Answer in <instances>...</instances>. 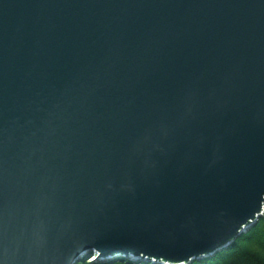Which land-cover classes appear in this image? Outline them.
Here are the masks:
<instances>
[{"label":"water","instance_id":"1","mask_svg":"<svg viewBox=\"0 0 264 264\" xmlns=\"http://www.w3.org/2000/svg\"><path fill=\"white\" fill-rule=\"evenodd\" d=\"M264 208V0H0V264H192Z\"/></svg>","mask_w":264,"mask_h":264},{"label":"trees","instance_id":"2","mask_svg":"<svg viewBox=\"0 0 264 264\" xmlns=\"http://www.w3.org/2000/svg\"><path fill=\"white\" fill-rule=\"evenodd\" d=\"M78 264H134L127 260L114 262L81 261ZM143 264V263H140ZM193 264H264V216L254 228L239 238L233 247L215 257Z\"/></svg>","mask_w":264,"mask_h":264},{"label":"rangeland","instance_id":"3","mask_svg":"<svg viewBox=\"0 0 264 264\" xmlns=\"http://www.w3.org/2000/svg\"><path fill=\"white\" fill-rule=\"evenodd\" d=\"M92 258V257H91ZM91 258H89V260L91 259ZM88 260V259H87Z\"/></svg>","mask_w":264,"mask_h":264}]
</instances>
